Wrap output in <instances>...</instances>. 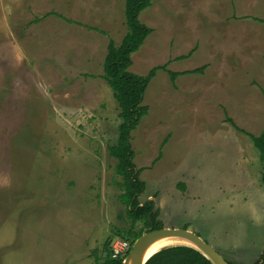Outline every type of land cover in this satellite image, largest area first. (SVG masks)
<instances>
[{
	"label": "rangeland",
	"instance_id": "obj_1",
	"mask_svg": "<svg viewBox=\"0 0 264 264\" xmlns=\"http://www.w3.org/2000/svg\"><path fill=\"white\" fill-rule=\"evenodd\" d=\"M151 2L140 19L153 31L129 68L165 67L132 132L139 201H154L164 227L255 264L260 153L227 117L264 130V0ZM127 31L124 0H0V264H103L106 242L126 236L123 178L109 152L120 108L102 75L110 41ZM197 68L174 80L168 72Z\"/></svg>",
	"mask_w": 264,
	"mask_h": 264
},
{
	"label": "trees",
	"instance_id": "obj_2",
	"mask_svg": "<svg viewBox=\"0 0 264 264\" xmlns=\"http://www.w3.org/2000/svg\"><path fill=\"white\" fill-rule=\"evenodd\" d=\"M124 2L128 31L119 45H116L113 40L110 41L102 77L112 89L113 96L120 108L119 116L121 122L118 127V138L115 143L109 146V152L116 159L115 171L117 175L123 178V181L120 182L123 187L121 199L126 204L127 216L131 220V226L126 231V236H120V238L129 239L128 241L132 245L135 239L142 235L144 230L163 227L161 219L158 218L159 212L153 211L154 201L148 200L143 204L139 201V196L145 190V182L140 179V170L136 168L134 162L135 151L132 144V132L138 127L148 111V107L143 104V100L150 80L157 69L165 67L155 66L147 76L138 75L129 70L132 64V54L141 47L153 31L151 27L140 19L141 12L151 6L152 2L151 0H124ZM200 71H202V68L183 72L168 70L173 80L180 74ZM227 120L236 129L247 133L251 137L254 146L259 150L262 165L261 182L264 185V130L256 135L237 126L231 118L227 117ZM138 222L144 223L139 230L135 228ZM111 242L109 239L105 244L106 256L103 264H123V258H112ZM262 261H264V253L255 264H262ZM145 264L213 263L192 247L175 245L157 251ZM230 264L234 263L230 262Z\"/></svg>",
	"mask_w": 264,
	"mask_h": 264
},
{
	"label": "water",
	"instance_id": "obj_3",
	"mask_svg": "<svg viewBox=\"0 0 264 264\" xmlns=\"http://www.w3.org/2000/svg\"><path fill=\"white\" fill-rule=\"evenodd\" d=\"M164 239H182L185 240L186 243L181 242L177 244H167L166 246H163L153 252L146 260L142 262V255L146 248L155 242ZM175 245H185L192 247L201 252L213 264H230V262L213 245L205 241L193 230L187 228H170L164 226L159 229L149 228L144 230L142 235L135 240L127 256L123 259V264H145L147 260L157 251L165 247Z\"/></svg>",
	"mask_w": 264,
	"mask_h": 264
},
{
	"label": "built area",
	"instance_id": "obj_4",
	"mask_svg": "<svg viewBox=\"0 0 264 264\" xmlns=\"http://www.w3.org/2000/svg\"><path fill=\"white\" fill-rule=\"evenodd\" d=\"M131 244L126 239H117L111 242L112 258H125L131 249Z\"/></svg>",
	"mask_w": 264,
	"mask_h": 264
},
{
	"label": "bare ground",
	"instance_id": "obj_5",
	"mask_svg": "<svg viewBox=\"0 0 264 264\" xmlns=\"http://www.w3.org/2000/svg\"><path fill=\"white\" fill-rule=\"evenodd\" d=\"M170 242H173V240L172 239H170V240L164 239V240L157 241L154 244H152L151 246H149L148 248H146V250L144 251V253L142 255V262L144 260H146L156 250L160 249L163 246H166L167 244H171Z\"/></svg>",
	"mask_w": 264,
	"mask_h": 264
},
{
	"label": "flooded vegetation",
	"instance_id": "obj_6",
	"mask_svg": "<svg viewBox=\"0 0 264 264\" xmlns=\"http://www.w3.org/2000/svg\"><path fill=\"white\" fill-rule=\"evenodd\" d=\"M263 262V261H262Z\"/></svg>",
	"mask_w": 264,
	"mask_h": 264
}]
</instances>
